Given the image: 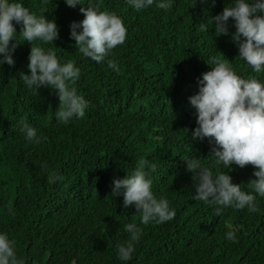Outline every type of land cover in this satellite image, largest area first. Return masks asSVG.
<instances>
[{"label": "trees", "instance_id": "trees-1", "mask_svg": "<svg viewBox=\"0 0 264 264\" xmlns=\"http://www.w3.org/2000/svg\"><path fill=\"white\" fill-rule=\"evenodd\" d=\"M230 2L173 0L169 9L154 4L137 11L128 0H97L127 27L125 41L98 63L69 35L70 23L84 18L80 5L24 0L56 19L60 38L45 47L55 48L61 62H76L81 74L75 86L89 100L84 117L59 121L56 92L47 86L33 91L20 78L30 72V42L21 41L14 65L0 66V231L16 241L25 264H264V197L257 196L256 212L227 207L217 214L215 206L194 199L193 173L183 159L210 160L207 138L192 139L196 110L188 97L198 91L197 77L211 69L212 57L228 58L246 78L264 79L237 57L234 25L229 35L217 36L210 24L200 29ZM22 118L43 135L39 144L20 131ZM140 157L157 164L153 191L166 196L176 214L141 224L132 258L122 261L116 245L129 238L124 225L140 223V213L112 196L113 178H123ZM222 168L251 190L254 165ZM57 173L63 179L53 181ZM229 225L238 228V240L226 238Z\"/></svg>", "mask_w": 264, "mask_h": 264}, {"label": "clouds", "instance_id": "clouds-1", "mask_svg": "<svg viewBox=\"0 0 264 264\" xmlns=\"http://www.w3.org/2000/svg\"><path fill=\"white\" fill-rule=\"evenodd\" d=\"M202 2L214 5L216 0ZM65 3L71 7L80 5V11L84 13L82 20H74L69 25V35L84 56L103 62L125 41L127 27L116 11L102 9L97 0H65ZM128 3L141 11L154 4L169 9L173 0H128ZM230 23L235 27L231 39L237 43V57L255 73H264V0H231L221 12L212 16L210 22L200 23V29L208 31L210 24L217 36L229 35ZM17 25H20L19 31ZM59 34L60 27L55 18L34 12L24 0H0V66L5 62L14 65L17 47L25 41L30 42L27 65L30 72H21L20 78L33 91L45 86L53 89L60 100L55 115L67 124L73 117L86 115L89 100L75 86L81 74L76 62L71 59L61 62L55 48L45 47L59 39ZM108 63L118 70L114 59H109ZM210 65V70L197 77L198 91L188 97L196 110L192 139L203 141L207 138L211 146L208 164L202 163L197 156L183 158L187 169L193 173L194 199L215 206L217 214L227 207H247L256 212L259 210L257 196L264 197V79L238 74L228 58L214 56ZM20 124V131L29 142L39 144L44 139L26 119L22 118ZM249 163L255 166L256 177L247 183L250 191L234 182L230 172L222 168H231L233 164L243 167ZM157 167L155 162L140 157L123 178H113L112 196H122L124 208L134 204L140 213V223L133 220L124 225L129 238L116 245L117 256L122 261L132 258L143 232L141 224L164 223L176 214L168 198L157 196L153 191L152 173ZM51 179L62 180L63 176L57 173ZM9 212L15 215L11 204ZM228 227L226 238L238 240V228ZM0 264H25L18 255L16 241L6 231H0Z\"/></svg>", "mask_w": 264, "mask_h": 264}]
</instances>
